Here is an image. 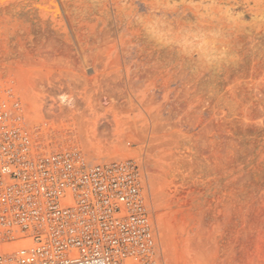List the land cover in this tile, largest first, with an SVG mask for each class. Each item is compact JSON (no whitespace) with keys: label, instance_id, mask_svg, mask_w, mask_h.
<instances>
[{"label":"rangeland","instance_id":"rangeland-1","mask_svg":"<svg viewBox=\"0 0 264 264\" xmlns=\"http://www.w3.org/2000/svg\"><path fill=\"white\" fill-rule=\"evenodd\" d=\"M54 2L0 6V81L50 101L41 143L139 165L160 264H264V0Z\"/></svg>","mask_w":264,"mask_h":264},{"label":"built area","instance_id":"built-area-1","mask_svg":"<svg viewBox=\"0 0 264 264\" xmlns=\"http://www.w3.org/2000/svg\"><path fill=\"white\" fill-rule=\"evenodd\" d=\"M0 81V264H160L139 165L50 150V101Z\"/></svg>","mask_w":264,"mask_h":264},{"label":"bare ground","instance_id":"bare-ground-1","mask_svg":"<svg viewBox=\"0 0 264 264\" xmlns=\"http://www.w3.org/2000/svg\"><path fill=\"white\" fill-rule=\"evenodd\" d=\"M52 1V0H51ZM55 1V0H54ZM8 2L10 3V4H20V3H22V4H24L25 5V3L26 4H35V3H37V4H39L40 5V9H42V10H40V15L39 16H41V19H42V22L44 23V20H45V23H46V20L47 21H49L50 23H56L57 22V20H58V18H59V9H58V7H57V4H56V2H54V4H56L54 7H52V5L53 4H49L48 6H43L44 4H46L47 2H49V0H0V6H3V5H5V4H7L8 5ZM68 2V1H67ZM21 4V5H22ZM43 4V5H42ZM75 4V3H74ZM115 4V3H114ZM31 6V5H30ZM42 6H43V8H42ZM19 7V6H18ZM37 7V6H36ZM65 10V9H64ZM37 11V10H36ZM59 11V12H58ZM65 11H67V10H65ZM65 13V12H64ZM39 14V13H38ZM68 14V13H67ZM63 21V20H62ZM49 24V23H48ZM56 25V24H55ZM50 26H52L51 24H50ZM54 27V26H53ZM25 73V72H24ZM14 75V74H13ZM45 77V76H44ZM13 79V78H12ZM21 79V78H20ZM14 80V79H13ZM36 80V79H35ZM32 82V81H31ZM28 86V85H27ZM34 86H35V84H34ZM24 87V86H23ZM47 88V87H46ZM21 89V88H20ZM62 94V93H61ZM55 98V97H54ZM60 100H61V103H63V104H68V105H71V101H70V99H68V98H66V97H64L63 96V94H62V96L59 98ZM30 101V100H29ZM68 105H67V107H68ZM30 107V106H29ZM70 107V106H69ZM141 185H143V183L141 184Z\"/></svg>","mask_w":264,"mask_h":264}]
</instances>
